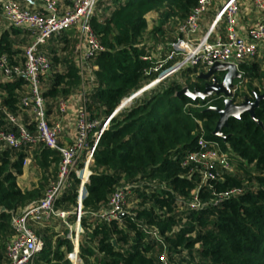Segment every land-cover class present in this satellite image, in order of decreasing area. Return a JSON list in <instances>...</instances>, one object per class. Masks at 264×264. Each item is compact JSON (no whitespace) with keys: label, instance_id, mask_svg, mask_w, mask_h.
Returning <instances> with one entry per match:
<instances>
[{"label":"trees","instance_id":"trees-1","mask_svg":"<svg viewBox=\"0 0 264 264\" xmlns=\"http://www.w3.org/2000/svg\"><path fill=\"white\" fill-rule=\"evenodd\" d=\"M198 1L116 0L109 15L91 19L102 51L88 64L94 67L92 82L82 100L90 118L104 120L122 100L157 77L153 63L141 56L157 52L161 56L169 49L179 37L175 34L169 39L171 28L175 30ZM150 12L157 13L158 21L149 29L146 15ZM15 30L13 33L21 31ZM53 40L56 47L48 53L51 72L41 78L48 109L79 92L84 83L75 63L77 37L63 32L48 43ZM29 41L30 37L27 45ZM15 42L6 32L0 37V54H6L11 63H18ZM255 59L239 66L242 77L237 81L243 88L230 97L235 103L246 99L254 102L264 90V71ZM172 63L168 61L163 69ZM201 69L184 67L145 90L114 115L96 139L89 183L81 200L84 215L80 220L79 264H160L163 254L171 264H264V98L251 111L230 116L217 129V109L224 108L229 97H192L182 92H202L212 83L213 77H203ZM214 76L223 79L222 73ZM22 84V77H17L2 86L6 92L0 106L2 130L16 131L4 110L19 114L25 95ZM25 126L33 130L31 123ZM97 130L90 134V142ZM200 136L216 143L230 166L225 169L215 162L211 169L214 177L202 185L203 171L200 174L192 164L182 166L184 156L198 148ZM32 148L41 176L34 189L22 190L17 178L31 148L0 146V264L6 261V247L15 234L14 218L42 199L57 177L59 152L43 144ZM79 182L71 172V186L56 201V209L72 211L77 207ZM126 187H131V193L117 220L92 218L93 213L107 210L111 196ZM232 190L238 191L215 204L219 194ZM193 192L203 204L194 210L188 208ZM68 219L75 221V215ZM55 222L50 225L55 226ZM60 225L59 237H55L59 231L46 229L48 225L34 226L44 241L39 264H72L65 253L73 252L74 245L68 238L69 229L64 223Z\"/></svg>","mask_w":264,"mask_h":264},{"label":"built area","instance_id":"built-area-1","mask_svg":"<svg viewBox=\"0 0 264 264\" xmlns=\"http://www.w3.org/2000/svg\"><path fill=\"white\" fill-rule=\"evenodd\" d=\"M42 9L33 10L22 5L17 0H0L1 16L9 27L26 32L30 41L23 49V62L11 63L6 54H0V74L12 82L17 77H23L27 91L20 100V114L27 113L31 117L30 131L19 120V114L6 113V119L11 122L16 131L0 129V146L26 149L37 144L57 150L60 155V165L57 177L47 188L42 199L26 207L13 220L15 234L6 247V261L3 264H33L35 257L44 249V241L36 233L34 226L44 227L59 221L69 226L68 216L75 215L74 229L70 239L74 245L71 252L72 264H79L78 242L82 228L81 198L86 192L89 183L90 171L86 168L93 159L96 139L105 131L111 118L122 108L119 106L104 120L90 118L89 111L82 103L77 108L74 124V136L70 143H62L64 125L62 118H50L46 111L45 99L42 95L41 78L51 72V61L43 51L48 41L55 36L67 31L77 35L78 42L75 46V63L80 70L83 83L82 89H87L88 82H92L91 71L93 66L88 65L93 56L102 51V47L91 26V19L101 15L97 9L99 0H72L70 7L63 12L59 10L58 0H41ZM214 2L220 6L215 12L212 22L206 32L200 34V24L206 13L212 8ZM242 0H199L198 5L184 21L177 24L175 32L179 36L170 43L160 56V53L144 54L142 60L153 63V70L158 72L157 77L138 91L142 94L156 86L167 75L187 67H200L208 69L214 64L234 65L239 70L241 63L257 58L260 50L264 49V16L256 20L246 32H240L237 25ZM253 5L264 15V0H252ZM219 29L220 33L217 34ZM161 50L162 47H158ZM168 61L172 65L164 68ZM90 67V68H89ZM241 82L232 88L233 95L241 88ZM131 95L124 100H131ZM124 102V101H123ZM124 109V108H123ZM68 110V99L59 101L58 113L65 115ZM93 134L91 142L90 134ZM197 149L188 152L182 159V166L192 164L200 169V185L214 177L211 172L215 162L225 169H230L226 155L221 154L218 145L207 142L202 136L197 141ZM24 162V161H23ZM85 166V167H84ZM83 168V169H81ZM193 169V168H192ZM75 172L80 182L77 188L78 205L72 211L58 210L56 201L65 196L70 188V174ZM85 173V177L83 176ZM86 179V180H85ZM238 190L219 194L215 199L218 205L226 198L234 195ZM131 187L117 190L109 200L107 210L93 213L91 216L97 220H117L127 206V199ZM193 194L189 209H198L202 206L197 194ZM160 264H171L165 254L161 256Z\"/></svg>","mask_w":264,"mask_h":264},{"label":"crops","instance_id":"crops-1","mask_svg":"<svg viewBox=\"0 0 264 264\" xmlns=\"http://www.w3.org/2000/svg\"><path fill=\"white\" fill-rule=\"evenodd\" d=\"M19 1L22 5H25L27 7H29L30 9L33 10H41L42 9V4L40 2V0H17ZM116 0H100L97 3V9L99 10L100 14H105V15H109V13L111 11H113V7H116L115 5ZM60 5L63 7L62 9H66L68 8L67 5L70 7L72 4V0H59ZM220 3L219 2H214L212 8L206 13V15L204 16L203 20L201 21L200 24V34H203L204 32L207 31V29L209 28L213 16L215 14V12L217 11V9L219 8ZM151 14L156 12H150ZM150 13H148L147 15H149ZM150 14V15H151ZM146 15V16H147ZM263 13L260 12L252 3V0H242L241 2V6H240V13L238 16V29L240 30V32H246L247 29L258 19H260L261 17H263ZM147 20V17H146ZM148 28L150 29V27L148 26ZM16 28H12L9 27L8 24L6 23V21L3 19V17L1 16V10H0V37L3 33H8L10 38H12L13 40H15V44H14V49L17 51L16 55L14 56V59L18 60V63H22V54H23V49L25 48V46L27 45V41H28V37L26 36L27 33L25 32H14L13 30H15ZM19 30V29H18ZM16 31V30H15ZM220 33L219 29L217 30V34ZM65 34L68 37H74V32L73 31H67L65 32ZM56 41L53 40L52 42L47 43L45 46H43V51L44 53L47 54V56L49 57V49L56 47L54 46V43ZM263 57V58H262ZM50 59V57H49ZM257 61V63H259L260 69L261 71H264V49L260 50V54L259 56L255 59ZM22 61V62H21ZM22 79L24 80V78L22 77ZM10 81L5 80L2 75L0 74V106L2 104V98L6 96V92L4 91V89L2 88V86L6 83H9ZM21 89H23L22 93L25 94L27 91V88L25 86V81L24 84H22ZM88 89V88H87ZM87 89H81L79 92L72 94L69 98H68V110L67 113L63 116L61 114L58 113V104L52 108V109H48L46 106V111L47 114L49 115L50 118L56 119V118H62V122L64 125V133H63V138H62V143L64 144H68L72 141L73 136H74V124L76 121V113H77V108L78 106L81 105L82 103V99L83 96L85 94V92H87ZM62 101V100H60ZM4 113H10L9 111H5ZM11 114V113H10ZM19 120L21 121L22 124H29L31 117L29 116V114L24 113V114H20L19 113ZM34 147V146H33ZM31 149L28 150V153L26 155V157L24 158V162H23V168H22V174L20 176H18L17 178V184L19 186V178L26 174V168H24L25 166H30V165H35V161L33 158V149L32 147H30ZM33 162V164H31ZM36 169H38V167L36 166ZM38 172L39 169H38ZM41 176V174H40ZM40 176L38 179H40ZM83 176L85 177V173H83ZM39 181V180H38ZM37 181V183H38ZM37 186V184L29 187V189L27 190H31L34 189ZM25 190V189H23ZM68 223L69 226L65 225L68 229H69V235L68 238L70 239V235H71V231L74 229V221H69L68 219ZM61 227V226H60ZM46 229L48 231H59V234H57V236L55 235V237H59L60 235H62L59 225H55L54 227L51 226L50 224L48 225V227H46ZM55 237H53V239L51 240V244H52V248L55 247L56 244V239ZM71 240V239H70ZM64 247H61L60 250H63ZM71 253H65V258H68L69 260L72 261L71 259ZM40 256L41 253L37 254L34 260L33 264H39L40 263ZM3 264V263H1Z\"/></svg>","mask_w":264,"mask_h":264},{"label":"water","instance_id":"water-1","mask_svg":"<svg viewBox=\"0 0 264 264\" xmlns=\"http://www.w3.org/2000/svg\"><path fill=\"white\" fill-rule=\"evenodd\" d=\"M222 73L223 79L219 81L214 75ZM203 77L212 78V83L206 85L205 90L202 92H189L186 89H183L182 92L195 97H205L211 94H216L220 96H228L225 106L222 109H217L220 118L217 123V129L225 125L227 119L234 115L238 116L244 111H251L255 106L258 105L259 101L264 98V90L260 96H257L254 102H249L247 99L241 103H235L230 98L233 96L232 88L235 85V81L240 80L242 77V73L235 68L234 65L227 64H214L209 67L205 73H203ZM82 200V198H81Z\"/></svg>","mask_w":264,"mask_h":264},{"label":"rangeland","instance_id":"rangeland-1","mask_svg":"<svg viewBox=\"0 0 264 264\" xmlns=\"http://www.w3.org/2000/svg\"><path fill=\"white\" fill-rule=\"evenodd\" d=\"M100 1V0H99ZM98 1V2H99ZM40 2H41V4H42V1L40 0ZM57 4H58V7H59V10L61 11V12H63L65 9H62L63 7L60 5V3H59V0H58V2H57ZM67 7H69L68 5H67ZM29 8V7H28ZM151 14V13H150ZM147 15L146 17H147V23H148V26L150 27V28H152V27H154L155 25H156V23H157V21H158V15H157V13L155 14V13H153V14H151V15ZM175 28V27H174ZM174 28H171V32H170V35H168V37H169V39L171 40V37H174L175 36V30H174ZM74 36H76L77 34L74 32V34H73ZM263 58V57H262ZM200 67H202V66H200ZM204 69V68H203ZM203 69H201L199 72L200 73H205V71H203ZM205 70H207V69H205ZM177 72V71H176ZM176 72H174V73H176ZM172 74L170 73V75H167L168 77L169 76H171ZM165 79V78H164ZM163 80V79H162ZM161 80V81H162ZM89 82L87 81V85H89L88 84ZM236 84L238 83V81H236L235 82ZM243 87H241V89H242ZM133 95H135L133 98H131V100H122V102L119 104V106H122V108L118 111V112H120L121 110H123V108H127L129 105H131L132 104V102H133V99L135 98V97H138L139 95H141V94H138V91L137 92H135ZM123 101H125V102H123ZM118 106V107H119ZM117 107V108H118ZM116 108V109H117ZM92 116V115H91ZM95 118V117H94ZM99 120H101V119H99ZM31 164H33V162L31 163ZM85 167V166H84ZM24 168H26V174H24V175H22L20 178H19V187L23 190V189H25V190H27V189H29V187H31V186H33V185H35V184H37V181L39 180L38 178H39V176H40V172H38V169H36V166L35 165H30V166H25ZM81 169H83V168H81ZM88 171H90L89 170V166H87V168H86ZM86 180V179H85ZM59 221H56L55 222V225H59V228H60V230H61V227L63 226V225H60V224H63V223H58ZM54 223V222H53ZM52 226H54V225H52ZM61 226V227H60ZM51 231H53V230H51Z\"/></svg>","mask_w":264,"mask_h":264}]
</instances>
